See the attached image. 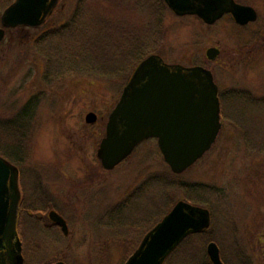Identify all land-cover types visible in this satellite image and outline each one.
I'll list each match as a JSON object with an SVG mask.
<instances>
[{
  "label": "rangeland",
  "instance_id": "374dc122",
  "mask_svg": "<svg viewBox=\"0 0 264 264\" xmlns=\"http://www.w3.org/2000/svg\"><path fill=\"white\" fill-rule=\"evenodd\" d=\"M14 1L0 0V18ZM139 1L143 0L137 4L135 0H90L92 12L86 10L80 20L86 30L79 33V41L90 48L100 46L94 61L114 58L115 62L121 55L114 47L102 52L103 45L109 49L104 38L110 24L126 21L124 24L144 28L152 20L143 7L132 9ZM77 3L61 0L43 26L8 28L0 43V119H12L30 100L37 99L28 107L32 112L25 119L23 132L15 129L13 134L11 124H1L0 141L23 147V159L18 164L23 171L20 186L25 197L41 182L69 223V234L63 237L55 231L37 232L36 225L24 226L26 264H124L147 231L162 219L164 213L160 211L168 199L158 182L143 189L151 176L171 171L156 138L141 143L113 170H105L97 156L109 114L135 68L111 78L66 69L71 61L66 47L73 45V39L47 37V33L72 21ZM210 40L216 43L219 36L211 37L208 27L198 19L178 17L168 8L162 41L155 53L168 63L187 66L197 54L203 55ZM49 56L51 78L46 77ZM220 63L212 66L221 87L242 86L223 82L230 76H223ZM244 80L247 87L255 82L252 69ZM260 84L264 86V82ZM262 88L259 95H264ZM249 89L256 90L254 86ZM91 111L98 117L88 123L86 115ZM224 113L231 120L224 119L225 126L212 148L181 177L203 184V190L190 195L200 200L196 204L210 205L214 210L206 245L215 241L225 264H264V101L227 98ZM170 195L175 203L187 199L179 189ZM128 198L130 201L119 211L126 222L115 224L110 209ZM39 239L40 245L31 244ZM194 247L195 242L191 250ZM184 249L174 258L175 264L185 262Z\"/></svg>",
  "mask_w": 264,
  "mask_h": 264
},
{
  "label": "water",
  "instance_id": "95a60500",
  "mask_svg": "<svg viewBox=\"0 0 264 264\" xmlns=\"http://www.w3.org/2000/svg\"><path fill=\"white\" fill-rule=\"evenodd\" d=\"M60 1L12 2L0 18V43L7 28L44 25ZM165 1L175 13L197 14L207 22L215 21L227 10L234 11L238 18L248 12L249 18L255 17L253 8L233 1ZM220 111L219 87L210 70L167 63L161 55L151 54L135 68L109 114L98 158L105 168L113 169L144 140L156 138L171 170L182 174L216 141L221 128ZM96 120L95 112L86 115L88 123ZM20 199L19 169L0 155V264H25L18 235ZM211 223L209 208L179 200L124 264H164L187 236L205 231ZM207 254L213 264H225L215 241L207 244Z\"/></svg>",
  "mask_w": 264,
  "mask_h": 264
},
{
  "label": "trees",
  "instance_id": "16d2710c",
  "mask_svg": "<svg viewBox=\"0 0 264 264\" xmlns=\"http://www.w3.org/2000/svg\"><path fill=\"white\" fill-rule=\"evenodd\" d=\"M135 1L137 4L138 0ZM89 2L90 0H78L75 14L72 17V21H68L65 24H62L58 28L52 29L47 33V37L59 36L63 39H73V45L69 44L66 47L69 50L70 55H68L71 56V61L69 62L66 69L73 68L74 71L80 72L82 75H93L95 77L111 78L120 76L126 73V71L130 72V70L134 69L144 58L158 51V48L162 41V24L168 6L164 0H143L139 1V6H132V9L141 10V8L143 7L142 9L144 11L152 15V20L149 21L144 28H142L141 26L138 27L134 23L124 24L126 21L122 23V25H119L118 21L115 25L113 23L110 24L108 27H106L107 35L104 38V41L106 44H108L109 49H106L105 45H103L102 52H109L111 47H114L115 49H117L118 54L120 55L121 53V55L120 57L115 58V62H113L114 58H112L111 61L103 59L94 61L92 57L93 55L95 56V53L97 51L100 52V46L98 49H96L95 46L90 48L89 46L82 45L79 41V33L86 30L85 28H82V21L80 20L84 17V12H86V10L88 13L92 12L89 11L91 9V7L89 6ZM86 3L87 6L85 5ZM133 39L135 40L133 41ZM40 40H42V38L37 42H39ZM125 41L127 42V44L124 46L123 43ZM39 43H37V45ZM118 49H120V53ZM121 62H123L124 65H117ZM51 65L52 62L49 56L47 63V78H51V70L53 68V65ZM36 100V98L30 100L12 119H0V125L11 124L10 127L12 128L11 131H13V134L15 132V129L23 132V128H26L27 125V121L25 119H27L32 112V110L29 111L28 107L29 105L34 104V101ZM22 149V146H11L8 143H3L2 141H0V154L5 156L9 160H13L15 163H19L22 161ZM151 182L160 183L161 193L163 194V196H168V199L164 200L165 202L162 206V210L160 211L164 213V216L172 209L175 204V198L171 197L170 195L171 191L175 189L182 190L186 193V200L195 203L200 200L192 198L190 194L194 191H200L205 188V186L201 183L186 181L182 179L181 174H175L172 172V170L170 172H166L165 174L151 176L143 184V189H146ZM130 199L131 198H128L124 203L116 205L114 212L111 213V216H114L115 218V224H125L124 222H126V220H124L125 218L122 217V213H119V211L121 212V210L126 206ZM204 203L205 202H203V204ZM208 208H210L213 216L214 210L212 209V207H210V205ZM212 225L213 220L210 228H208L207 230L187 236L176 248V250L169 256L165 264H175L174 258L183 248H185L184 257L186 259L185 262L179 264H212L207 254V239L205 238L209 233ZM193 242L196 243V247L191 250Z\"/></svg>",
  "mask_w": 264,
  "mask_h": 264
},
{
  "label": "flooded vegetation",
  "instance_id": "af4514ba",
  "mask_svg": "<svg viewBox=\"0 0 264 264\" xmlns=\"http://www.w3.org/2000/svg\"><path fill=\"white\" fill-rule=\"evenodd\" d=\"M226 4L233 1L235 4L243 7L253 8L255 12L254 18H249L248 14L237 17L232 10L225 11L218 19L213 22H207L205 19L197 14L179 15L172 11L178 17H193L198 19L208 27L209 35L212 37L219 36L220 43H211L203 51V55L197 54L193 64L187 65L189 67L202 66L213 73L214 81L219 87L220 100V115L221 128L220 132L225 126L224 119L231 120L226 117L224 113V101L227 98H239V100H248V98L264 101V95H259V92L264 89L260 81L264 82V0H224ZM166 3V2H165ZM214 49V50H213ZM196 54V53H195ZM202 57L204 59H202ZM221 61L223 76L229 75L230 79L223 82L237 83L232 88H222L221 83L218 82L213 63ZM235 67V68H234ZM238 69L237 72H234ZM252 69L255 82L250 87L245 86L248 73ZM239 75L241 76L240 78ZM238 76V77H237ZM249 80V78H248ZM248 85V84H247ZM254 89H249L251 87ZM255 92L253 94L251 91ZM219 132V134H220ZM14 164L19 169V183L21 182L22 169L18 163ZM103 166V165H102ZM117 167V166H116ZM115 167V168H116ZM105 170L107 169L103 166ZM21 185V183H20ZM21 199L18 217V235L22 242L23 256L25 258V233L24 226L36 225L37 232L46 233L48 231H55L59 236H67L69 234V223L61 209H58L52 200V193L43 186L41 182L37 183V187L29 197H25L24 190L21 188ZM115 207L110 209L109 213H113ZM62 217V218H61ZM57 238V237H56ZM42 242L34 240L31 244L38 246ZM26 264V258H25ZM53 264V263H51Z\"/></svg>",
  "mask_w": 264,
  "mask_h": 264
}]
</instances>
